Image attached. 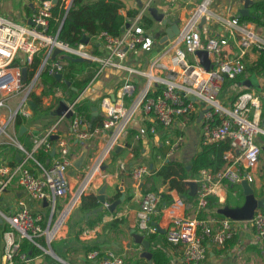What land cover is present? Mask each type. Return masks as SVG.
<instances>
[{"label":"built area","instance_id":"2783aa9c","mask_svg":"<svg viewBox=\"0 0 264 264\" xmlns=\"http://www.w3.org/2000/svg\"><path fill=\"white\" fill-rule=\"evenodd\" d=\"M64 10H68L72 0H58ZM167 8L173 9L177 0H162ZM215 0H202L195 7L189 8L185 17H179V33L162 42L160 54L148 65L147 70L138 71L125 66L122 60L127 50L140 47L150 51L156 42L154 33L146 30L141 24L142 16L149 13L154 0H147L141 5L135 17L128 23L118 36L102 31L98 37L102 39L103 55L96 56L86 50V44L81 41L72 46L61 41L58 33L48 31L49 20L52 17L50 0L42 1L30 20L33 24L22 25L10 21L0 15V107L5 105L8 96L23 93L18 111L9 116L30 117L29 97L38 86L44 74L62 73L66 66L63 55L86 58L98 63L94 76L99 75L106 66L125 69L130 74H140L145 77V84L134 95V82L128 77L123 85L112 96L101 100L103 117L101 126L88 130L83 117L76 115L75 106L80 101L77 96L67 102L71 110V131L79 139L102 137L99 153L93 158L81 185L71 194V198L58 216L53 220L55 204L58 198L70 191V183L65 171L71 164L67 142L64 138H51L58 135V126L65 114L58 115L55 121L43 132L35 134L32 145L25 150L23 145L16 142V148L23 152L21 159L13 165L0 164V196L15 179L28 196L34 200H45L51 204L52 212L45 216L40 212H31L23 202H19V209L7 217L9 227L3 231V251L1 264H20L27 261V254L20 251V240L28 239L35 245L39 237L50 239L62 226L66 214L74 206H78L79 199L85 194L93 177L100 171V166L110 157L117 147L122 144L124 133L130 128L136 115L149 118V123L139 126L133 133L137 141L150 135H155L157 128L166 129L163 144L166 146V157L175 153L184 143L181 133H171L181 118L196 115L199 108L205 110L202 115L200 137L203 144L229 140V148L224 151L225 164L215 173L201 169L185 181L196 182L195 196L197 203L192 215L181 213L178 216H168L161 219L158 227L165 228V240L181 249V256L177 264H202L207 255V248L214 244L224 248L240 231L249 233L256 240L264 237V207H257L248 220H232L226 216L208 215L199 217L198 213L205 209L207 198L213 196L217 204L226 200L225 189L228 185L239 186L245 180L255 194V175L262 146L257 137H264V111L261 98L254 90L237 94L227 105L218 99L225 80L239 77L246 68L245 56L251 49L264 51V36L256 31L253 23L241 22L239 17L224 6L222 13L214 12L211 4ZM236 1V0H235ZM242 1V0H240ZM167 8L162 11L167 17ZM201 18L205 23L216 22L218 35L202 38L199 30ZM160 23V22H158ZM161 24V23H160ZM125 25V24H124ZM123 25V26H124ZM55 49L59 53L52 58ZM197 50L207 51L209 68L200 63L195 55ZM42 52V59L38 68L28 81H22V67H29L33 56ZM63 54V55H61ZM189 56L192 59H189ZM93 76V77H94ZM202 110L199 112L201 113ZM7 121V122H8ZM84 126V128H83ZM6 123H0V135L9 136ZM39 150L49 153L52 150L57 155L50 167H44L34 158ZM57 150V151H56ZM31 160L38 172L28 168ZM117 171L125 169L124 161L117 160ZM149 173L148 165L141 164L131 169V176L140 180ZM163 189L150 191L143 195L137 211V226L142 234H157L158 227L151 223L152 217L158 212V205L164 195ZM236 196V193H233ZM256 198H264V190ZM264 203V200H263ZM182 209L183 198L177 195L171 204ZM162 224V225H161ZM96 228L83 229L79 237L90 239ZM90 264H123L124 257L111 249H91L86 253ZM61 264H67L61 261Z\"/></svg>","mask_w":264,"mask_h":264},{"label":"crops","instance_id":"0c3cea01","mask_svg":"<svg viewBox=\"0 0 264 264\" xmlns=\"http://www.w3.org/2000/svg\"><path fill=\"white\" fill-rule=\"evenodd\" d=\"M121 1L124 3V8L121 9L120 12L125 16L127 10L139 11L141 5L144 4L147 0ZM201 1L202 0H177L174 8L170 10L162 0H154L151 6L156 7L160 12L167 8V17L170 19H178L179 17L187 16L189 8L195 7ZM251 1L253 3L254 1L258 0ZM39 4V0H0V15L15 23L29 25L30 23H28V21L32 17V14L35 12V10L38 8ZM225 5L229 6L231 8V11H233L237 15V9L243 7V0H215L214 3L211 4V9L214 12L222 13L224 11ZM129 21L130 19L128 18V22ZM157 24L162 25L155 21L151 28L147 30L153 32L152 28ZM254 26L256 29H258V26H256L255 24ZM163 27L164 30L165 26ZM260 27L261 26H259V28ZM198 28L199 30H202V38H207L217 36V28L221 27L218 25V23L212 22L206 24L200 23ZM154 35H156L155 32ZM262 36H264L263 33ZM161 47L162 44L160 42V38L158 37V39L156 38L154 46L148 52L141 49L140 47L127 50L122 63L125 66L132 67L138 71L147 70L150 62L159 56ZM86 50L96 56H102V39H100L98 35L89 37V41L88 43H86ZM259 56L260 53L256 51V49L249 50L244 59L245 65L248 66V64H254L258 60ZM189 59H192V57L189 56ZM29 72L30 66L27 67L26 80L24 82L29 80ZM128 77L134 82V95L136 96L139 93L141 87L145 84V77L140 74H130L125 69H118L115 66H106L101 71V73L94 76L88 83V85L79 93V95H81L79 102H84L85 104L90 105V113H92V107H96L98 111V114L96 116L103 117V110L101 108L102 98L106 96L112 97ZM250 78L252 80H250ZM262 79L263 82L259 81L257 84V78L255 79V77L250 76V73L246 72L245 70L236 79L225 80L226 82H224L223 87L226 84L227 92L225 93L222 100L219 98L218 99L221 103H223V105H227L229 101H231L237 95L238 92L240 93L243 91L254 90L262 99L261 102L264 107V78ZM41 80L42 79L39 80L38 86L35 90L36 95H40L41 90L43 89ZM236 88H241V90L236 91ZM230 91H235L233 96L229 95ZM22 96L23 93H17L6 98L5 105L0 107V123L2 125L6 123L5 129L9 134V138H15L16 142L23 145V143L19 141L18 138L25 133L28 139V143L32 145L31 141L33 136L35 134L43 132L57 118L58 115H56L55 110L58 108L59 102L56 103L57 100L51 95L42 96L40 107L38 109H35V105L34 109L36 111H34V109L30 107V117L26 118L22 117L21 115H16L11 121H8L9 116L18 111ZM29 99H31V97H29ZM60 100H64L66 101V103L70 102L63 97L60 98L59 101ZM48 102H51L53 104L47 105L46 107L45 103L48 104ZM199 110L203 111V109L200 108ZM200 111H198L195 116L191 115L187 118H181L178 123L169 130L172 134L181 133L184 136L183 145L169 157L165 156L167 149L163 144L164 135H166L168 132L166 131V129L158 127L155 135H150L137 141L133 138V133H135L138 127L143 125L144 123H149L150 121L149 118L142 117L141 115H136L131 122L130 128L126 131V133H124L125 136L122 139L121 146L117 150L115 149L116 151L114 150L110 157L103 162L102 166H100V171L95 175L96 177L94 176L95 178L93 177V183L91 185L89 184L90 187L88 186V189L85 192V194L93 193L98 196V190L100 189V187L103 184L107 185L105 189L106 203L103 205L102 211L98 212L100 220L96 222V224L92 227L96 228L95 234L90 239L86 240H83L79 237V233L76 230L80 226L82 227V229L86 228V219L92 218L94 216V213H91L89 216H87V212L84 213L78 207H76L74 211L71 212V216H68L69 221L68 223L66 222V232L53 239L52 244H47L45 238V246H42L38 242L36 244V247L40 249L42 253L35 256L27 255V261L20 264H61V261H64L67 264H90L88 263V260L86 258V253L88 252V248L93 245H97L99 249H111L116 253L121 254L125 258L129 257L131 261L129 264H148L146 259L139 257V253L143 250V248L140 244H135L132 237L134 233L142 234L137 226V211L140 206V201L143 195L151 190V187L157 190H165L164 194L168 195L171 199L179 195L176 190L168 188V181L163 183L162 179L156 176L155 173L162 167L164 163L171 160L182 162L189 168V163L191 162L195 154L200 150V145L202 143L200 137V129L202 124V117L199 118ZM53 112L55 114H53ZM262 116L264 118L263 113ZM191 117H193V119ZM70 118L71 116L65 117L63 120H61L58 126V135L56 134L57 138L53 139L54 143H56L58 137L65 139V141L67 142L69 157L71 159V164L65 171V176L70 183V191H68L65 196L57 199L54 213L57 212V209H59V207H65L68 200L71 198V194L76 191L79 185H81L82 180L84 179L89 169V164L85 165V163L89 159H91L90 157L94 154V152H96L97 149L99 153L102 143L101 136L92 137L90 139H79L75 137L71 131ZM18 119L21 120L20 123L17 122ZM84 122L86 123L87 129L91 130V126H88L89 122L86 119H84ZM22 126L25 127V129H23V131L20 133L19 130ZM1 136L2 135H0V137ZM257 142L264 146V137L262 135H259L257 137ZM9 144L11 145H8L7 141L0 140V164H9L10 162H12V155H14L15 159H17L16 153H19L20 151L16 149L17 144L15 145L14 143L10 142ZM1 145L3 146L1 147ZM12 147H14L15 149H13ZM84 149H86L87 151L86 157L81 166L77 168L74 166V161L81 155ZM25 150L29 149L25 148ZM92 150L94 151L89 156L88 153L90 154ZM22 154L23 152L19 153V155L21 156ZM56 158L57 155L54 150H52L51 152H49V157L45 158L44 162L41 164L44 167H50L55 162ZM118 159L124 161L125 163V169L122 171H117L118 168L116 162ZM92 161L93 159L91 160L90 164L92 163ZM141 164L148 165L149 173L143 176L140 180H135L131 176V169ZM27 167L33 168L34 171L36 170V167L31 160L28 161ZM36 172H38V170H36ZM233 187L241 188L240 185H228L226 187L224 192L226 194L225 202L227 201V203L224 202L225 205L236 206L231 204L228 196L229 191ZM189 190L190 189H188L187 197L195 196L190 195ZM121 194H124V199L115 206L113 211H110L107 208L108 205H110L114 200L118 199ZM185 198L186 197H183V201ZM19 202H23L26 207L34 213L40 212L45 216H49L52 212L51 204L48 201L34 200L30 198L19 184L18 179L13 180L0 196V264L3 251V231L8 229L9 227L7 217L12 215L17 209H19ZM163 203L164 202H162V204ZM224 203L218 205H224ZM100 205L101 204H99V206ZM62 207L60 208V211L63 210ZM191 207L192 205H190L189 207V205H186L185 202L182 209L174 207L172 205H165L163 207L160 203L158 205V212L152 217L151 223H160L161 219H165V217H168V212H172L174 210H178L179 214L185 213L192 215L194 213V207ZM65 214H67V212L63 215ZM114 220L116 224L111 226V223ZM76 227L77 229L75 230ZM162 228L165 229L163 226ZM242 235L245 236V238L249 237L252 244L259 241L254 239L249 233H245ZM242 237H239V240ZM144 239H146L145 234ZM164 239V234L157 233V239L153 243H150L151 248L157 247L162 249L169 258V264H177V261L181 256V249L178 246L171 244L164 246ZM234 242H236V240L233 241V244H235ZM259 242L264 243V237ZM232 246L233 245L231 244L229 246L226 245L224 248H219L214 244H210L207 248L206 258L202 262V264H224V262L222 261V257L223 255H227L229 257L232 255L231 250L229 249ZM50 248L54 252V255L49 253L48 249Z\"/></svg>","mask_w":264,"mask_h":264},{"label":"trees","instance_id":"16d2710c","mask_svg":"<svg viewBox=\"0 0 264 264\" xmlns=\"http://www.w3.org/2000/svg\"><path fill=\"white\" fill-rule=\"evenodd\" d=\"M123 8L124 3L121 0H72L68 10H64L60 6V1H58L57 4L51 8L52 17L49 20L48 31L53 34L57 32L58 38L61 41L72 46L77 45L81 41L83 35L94 37L99 35L102 31H105L113 36H118L122 33L121 28L126 22H128V18L130 20L133 19L138 12L137 10H127L126 15L124 16L120 12ZM239 20L241 22L254 23L258 27H264V0H258L251 3L249 16L239 17ZM153 23H155V20L150 17L148 13L146 15L144 14L140 20V24L146 30L150 29ZM41 59L42 52L33 56L32 63L30 65V75H32L38 68ZM66 62V66L62 73L64 78L70 81L71 85L67 86L64 82L55 80L52 75L44 74L41 80L43 89L41 90L40 95H36L35 93L31 94V99L36 105L35 109L40 107L42 96L51 95L52 97L56 96V99L63 97L70 102L73 101L91 81L99 66L97 62L91 61L66 60ZM245 70L253 77L264 73V51H260L258 60L254 64H250L247 68H245ZM35 109L34 111H36ZM75 113L91 123V129L100 126L102 119L101 116H96L91 121L90 105L85 104L84 102H78L75 106ZM191 118L193 119V117ZM70 120L72 122V118H70ZM17 122L20 123L21 120L18 119ZM18 140L23 143L25 148H31V144L28 143L25 133L20 136ZM12 148L15 149L14 147ZM228 148L229 140L206 144L201 143L200 150L195 154L189 163V168H187V166L182 162L171 160L164 163L155 174L162 179L163 183L168 181L169 189L176 190L182 198L186 197L187 199H184L186 205H189V207L192 205V207H194L197 203V198L196 196L187 197L188 188L185 184V180L193 175H196L201 169H206L211 173L217 172L225 164L223 153ZM19 153H21V151H19ZM47 157H49V153H45L43 150H39L34 154V158L40 163H43ZM12 159L13 160L9 163V165H13L16 162L14 155H12ZM263 169L260 170L262 171V176L264 177ZM156 190L157 189L151 187L150 191ZM162 202L164 203L162 204ZM162 202L161 205L163 207L165 205L169 206L172 199L168 195L164 194ZM99 204L97 195L93 193L82 194L77 207L85 213L97 208ZM218 208L219 205L216 203L215 197L209 196L207 198L205 209H202L198 213V216H222L217 212ZM93 215L94 216L92 218L86 219V228H92L96 222L100 220L98 213H94ZM115 224L116 222L114 220L111 223V226ZM145 236L150 243H153L157 239V234H145ZM235 239L236 236L227 241L226 245L229 246L233 244ZM36 241L42 246H45L44 237H39ZM163 244L164 246H167L169 243L164 239ZM97 248V245H93L88 248V251ZM20 251L26 253L28 256H35L42 253V251L38 249L34 243L30 242L26 238L20 240ZM150 252L152 253V264H169V258L162 249L157 247L151 248L150 246Z\"/></svg>","mask_w":264,"mask_h":264},{"label":"water","instance_id":"95a60500","mask_svg":"<svg viewBox=\"0 0 264 264\" xmlns=\"http://www.w3.org/2000/svg\"><path fill=\"white\" fill-rule=\"evenodd\" d=\"M42 1H46V0H39L40 3ZM50 1H51L52 6H55L58 2V0H50ZM251 3H252L251 0H243V7H240L237 9V12H238L237 16L238 17L248 16L250 14L249 4H251ZM148 11H149L150 16L155 21L160 22L163 26H165V29L162 31V34L160 32H158L155 35V37L159 36L161 43L172 38L173 36H175L179 33V19H170V18L164 16V14L162 12L158 11V9L154 6H151ZM203 22H204V18H201V23H203ZM28 23L33 24V22L30 19H29ZM128 25H129V23L126 22L125 25L121 28V30H123ZM88 41H89V37L87 35H83L81 42L86 44V43H88ZM59 52H60L59 49H55L53 54H52V58H54L55 55ZM195 55L198 57V59L200 60V63L205 67V69H208L209 68V59L207 56V51L197 50L195 52ZM63 58H65L66 60H70V61H89L86 58L72 57L69 55H63ZM21 72H22V81H25L26 80L27 67L26 66L22 67ZM53 77L57 81L65 82V84L67 86L71 85L70 81H68L67 79H65L63 77L62 73H55V74H53ZM28 104L32 109L35 108V103L33 100L29 99ZM208 109H210L209 105L205 109H203V111L201 113H199V118H201L202 113ZM55 113H56V115L65 114L66 117H70L72 115L71 110H68V104L64 100L59 101L58 108L55 110ZM55 113L53 112V114H55ZM97 114H98L97 108L92 107L91 121L96 117ZM263 115H264V111H263ZM88 126L90 127L91 123H89ZM23 129H25V127L22 126L20 128L19 132L21 133L23 131ZM51 138L56 139L57 135H52ZM118 148L119 147H117L116 150ZM262 151L264 152V146H262ZM86 152H87L86 149H84L82 151L81 155L77 159H75V161H74L75 167L79 168L81 166V164L83 163V161L86 157ZM16 157H17V159H16L17 161L21 159V155H19L18 152L16 153ZM185 184H186L187 188L190 189L189 194L195 195L196 187H197L196 182L185 181ZM106 186H107L106 184H103L100 187V189L98 190L97 198H98V201L101 205L98 206L97 208L93 209L92 211L87 212V216H89L91 213H98V212L102 211L103 205L106 203V199H105ZM240 186L242 188L243 195H244L243 203L241 205H236V206L224 205L223 207L218 208L217 212L223 216L231 218L232 220H241L242 221V220L250 219L253 215L254 210L257 207H264V203H263L264 198L263 197L256 198L252 187L245 180L241 181ZM123 199H124V194H121V196L118 199L114 200L110 205H108L107 208L110 211H113L115 206L118 203H120V201ZM57 212H60V210L57 209ZM153 224H155L158 227L157 223H153ZM158 233L164 234L165 229L158 227ZM132 237L134 239V243L140 244L141 247L143 248V250L139 253V257L146 259L148 264H152V260H151L152 253L149 250L150 242L148 240L144 239V234L134 233L132 235ZM48 251L50 254L54 255V252L52 251L51 248L48 249Z\"/></svg>","mask_w":264,"mask_h":264},{"label":"rangeland","instance_id":"374dc122","mask_svg":"<svg viewBox=\"0 0 264 264\" xmlns=\"http://www.w3.org/2000/svg\"><path fill=\"white\" fill-rule=\"evenodd\" d=\"M163 25H159V24H157V25H155V26H153V28H152V31H153V33L155 32V33H158V32H162L163 31ZM261 35H262V33L264 34V27L262 28V26L259 28L258 27V29H256ZM61 55H63V54H61ZM250 64H248V66H249ZM247 65H246V68L248 67ZM257 78V84H258V82L260 81V82H263V79L262 78H264V73L263 74H259V75H256L255 76V79ZM250 80H252L251 78H250ZM254 80V79H253ZM226 82V81H225ZM259 87H260V85H259ZM244 89V88H243ZM241 90V88H236V91H240ZM227 92V90H226V84H225V86L223 87V89L219 92V94H218V98L219 99H223V97H224V95H225V93ZM235 93V91L233 92V91H230L229 92V95L230 96H233V94ZM237 94H239V92L237 93ZM56 97V96H55ZM56 99V98H55ZM59 99L60 98H57L56 100V103H58L59 102ZM51 104H53V103H51V102H48V104L47 103H45V106L47 107V105H51ZM264 108V107H263ZM0 140H2V141H7V143H8V145H11V144H9V142L10 143H14L15 145H16V140H15V138H13V139H11V138H9L8 136H1L0 137ZM6 145V144H5ZM3 145H1V147H2ZM94 150H92L91 152H90V154L88 153V155L90 156L91 154H92V152H93ZM98 154V149L96 150V152H94V154L90 157L91 159H89L86 163H85V165H87V164H89L88 166H90V162H91V160L96 156ZM87 166V167H88ZM263 167H264V152L262 151L261 152V154H260V158H259V163H258V171H257V173H256V175H255V195L258 197L260 194H261V192L264 190V177L262 176V171L260 170V169H263ZM85 169H86V166H85ZM85 169H84V171H85ZM264 170V169H263ZM96 177V176H95ZM94 177V178H95ZM94 178L91 180V183H90V185L93 183V180H94ZM90 187V186H89ZM236 193V196H233V193ZM229 201L231 202V204H233V205H241L242 203H243V200H244V195H243V191H242V189L240 188V187H233L230 191H229ZM225 203H227V201L225 202ZM225 203H224V205H225ZM224 205H219V208L220 207H223ZM62 207V206H61ZM61 207H59V210H60V208ZM64 207H62V209H63ZM76 207L74 206L67 214H66V217H65V220H64V222H63V224H62V226L60 227V229L57 231V233L53 236V238L52 239H50L51 241H50V243L49 244H52V241H53V239H55L56 237H58V236H60V235H62V234H64L65 232H66V226H67V223H68V221H69V218H68V216L70 215V214H72L71 212H73L74 211V209H75ZM192 208V207H191ZM61 209V210H62ZM59 214L56 212L55 214H54V216L52 217L53 218V220L58 216ZM179 215V212H178V210H174V211H172V212H168V216H174V217H176V216H178ZM71 216V215H70ZM69 216V217H70ZM68 219V220H67ZM67 222V223H66ZM77 229V227L75 228V230ZM82 229V227L80 226V227H78V229L76 230L78 233H79V231ZM242 231H240L237 235H236V242H234L235 244H232L233 246L231 247V248H229L230 250H231V253H232V255L229 257V256H227V255H223V257H222V261L224 262V264H264V243L262 242V243H260L259 241H257L256 243H251V239L248 237V238H245V236H243L242 235ZM243 236V237H242ZM239 237H242L240 240H239ZM46 240V239H45ZM46 242H48L47 240H46ZM48 244V243H47ZM226 252V251H225ZM225 252H224V254H225ZM131 261H130V258L128 257V258H125L124 257V264H129Z\"/></svg>","mask_w":264,"mask_h":264}]
</instances>
